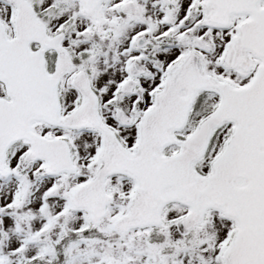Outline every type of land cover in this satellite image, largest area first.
<instances>
[{"label":"snow or ice","instance_id":"obj_1","mask_svg":"<svg viewBox=\"0 0 264 264\" xmlns=\"http://www.w3.org/2000/svg\"><path fill=\"white\" fill-rule=\"evenodd\" d=\"M0 264H264V0H0Z\"/></svg>","mask_w":264,"mask_h":264}]
</instances>
